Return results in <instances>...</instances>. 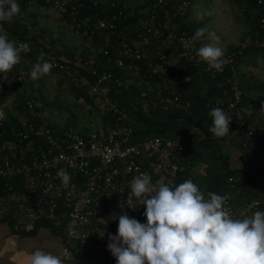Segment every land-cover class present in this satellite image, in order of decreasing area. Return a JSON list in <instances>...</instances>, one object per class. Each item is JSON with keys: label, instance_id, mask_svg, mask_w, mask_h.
<instances>
[{"label": "built area", "instance_id": "1", "mask_svg": "<svg viewBox=\"0 0 264 264\" xmlns=\"http://www.w3.org/2000/svg\"><path fill=\"white\" fill-rule=\"evenodd\" d=\"M46 1L60 13L67 11V6L61 0ZM259 4L263 5L264 0H259ZM190 5L189 0H174L168 8L164 0H158L151 9V21L142 18L141 26L136 28L135 33L120 30V24L116 20H100L96 29H90V38L95 37L98 32L101 36L106 33L120 34L122 40L117 56H112L104 44H99L97 48L109 62L114 61L121 68L127 66L125 59H128L131 67L139 68V63L146 64L149 73L168 71L171 66L168 62V48L179 44L184 48L183 53L187 59L204 64L211 73L225 76L228 68L233 69V78H228L231 82L229 98L216 99L212 104V108H222L232 119L229 134L220 138L237 135L252 141L258 140V126L237 114L243 101L242 90L235 74L240 52L225 54L221 70L210 68L197 55V50L201 47L199 39L193 40V36L179 31L177 25L166 27L172 21L171 18L165 22L157 21L161 10L167 14L174 10V15H185ZM74 13L75 10L72 14ZM122 15L123 11H120L119 16ZM75 19L76 17L73 18L74 21ZM260 22L261 28L264 29V14H261ZM82 23L81 21L78 25ZM5 33L17 45L26 43L0 22V34ZM252 45L264 53V35ZM30 52V47L29 51L21 52L20 62L11 72L0 73L1 89L5 86L21 88L29 82L30 65L40 57L27 56ZM43 59L52 62L55 65L53 68L57 70L80 75L85 84L89 83V79L81 74L80 69L97 76V83L92 85V91L101 96L100 101L112 110L122 125L110 128L105 133L102 123L98 128H94L92 123V133L85 136L74 128L56 126L49 112L43 109L42 103L35 97L29 96L23 108H19L20 102L16 93L1 99L0 101H6V98L16 95L13 97L16 102L13 108L15 112L11 113L9 119L4 116L5 111L0 112V218L4 219L8 214H13L26 230L33 229L35 225L27 224L28 221L36 223L40 220L63 228L65 235L60 256L65 264L80 261L78 254L106 259L110 264H116L115 257L107 247L109 235L116 234V228L103 217L106 204H114V199L118 198L120 204L127 206L130 181L140 173L150 174L153 182L154 177L160 176L161 180L174 184L185 179L193 180V171L177 160V155L183 150V144L175 139L154 135L137 143L132 141L133 122L129 109L112 100L102 87L107 79H112L110 72L100 74L89 61L82 59L77 62L61 61L51 55H44ZM75 66L79 68L72 71ZM173 97L175 101L180 100L178 95L174 94ZM247 106L255 109L251 103ZM255 110L264 122V107ZM17 113L20 116L18 121L11 122L12 125L6 127L11 121V116ZM44 146L47 149H44ZM61 168L71 175L68 187H64L57 176V171ZM235 180L234 176L229 177L230 182ZM227 196V207L237 216L251 215L264 204V198L257 197L247 203L240 212L233 205L231 197ZM134 202L138 210H145L140 202Z\"/></svg>", "mask_w": 264, "mask_h": 264}, {"label": "crops", "instance_id": "2", "mask_svg": "<svg viewBox=\"0 0 264 264\" xmlns=\"http://www.w3.org/2000/svg\"><path fill=\"white\" fill-rule=\"evenodd\" d=\"M17 3L20 6L18 16L10 23H2L26 41L31 56L43 53L70 62H77L85 56L97 60V45L76 32L74 26L54 8L53 12L48 11L50 7L39 4L37 0H30L26 8L19 0ZM41 6V14L46 19L57 28L68 30L65 38L60 31L62 36L59 39L55 38L56 35L48 38L33 23L31 29L28 28L29 24L24 20L28 21L36 13L33 10L37 11ZM168 62L171 65L168 71L149 73L147 68L149 76L144 77L138 67L130 66L133 76L123 81H105L115 87L119 100L114 101L129 109L133 122L132 141L137 143L159 135L182 143L183 150L177 155V160L192 169L193 181L205 193L212 191L229 195L235 208L241 212L252 199L264 198V122L255 109L241 104L237 114L258 126V140L237 135L215 137L209 131L212 118L208 113L216 99L230 96L231 88L224 83V76L211 73L204 64L187 59L178 45L168 48ZM1 88L0 100L14 90L9 86ZM172 92L180 97L179 101L168 98L174 96ZM230 176L236 180L230 182ZM158 179L161 177H154L155 181ZM30 223L35 224L27 222ZM36 248L61 255L63 237L47 227H41L34 235H21L14 233L7 223L0 222V264H29ZM75 264L84 263L77 260Z\"/></svg>", "mask_w": 264, "mask_h": 264}, {"label": "clouds", "instance_id": "3", "mask_svg": "<svg viewBox=\"0 0 264 264\" xmlns=\"http://www.w3.org/2000/svg\"><path fill=\"white\" fill-rule=\"evenodd\" d=\"M19 13L17 0H0V21L10 23ZM206 32L198 28L193 40ZM209 35L211 42L201 46L197 55L210 68L221 70L225 50L218 36ZM22 51H29L27 43L17 45L6 33L0 34V73L11 72ZM43 57L41 53L32 67L34 80L55 67ZM208 115L212 118L209 131L215 137L229 134L232 119L222 108L214 107ZM57 176L64 187L69 186L71 175L66 169H58ZM134 201L145 207L146 222L121 211L117 232L109 235L107 245L116 264H264V211L237 216L227 207V195L205 193L192 179L179 184L153 182L148 173L131 179L127 206L133 211ZM29 264L65 262L60 255L36 248Z\"/></svg>", "mask_w": 264, "mask_h": 264}, {"label": "trees", "instance_id": "4", "mask_svg": "<svg viewBox=\"0 0 264 264\" xmlns=\"http://www.w3.org/2000/svg\"><path fill=\"white\" fill-rule=\"evenodd\" d=\"M30 0H19V3L22 7L26 8L28 6ZM39 1V4L46 5L48 7H51V4H49L46 0H37ZM65 3L67 6V11L64 13H60L62 15V18L66 20L68 23H71L74 26V30L76 32H80L83 37L90 38V29L95 28L98 25V22L100 20H116L120 24V30L123 32H130L131 34L136 32V28L141 26V19L144 18L146 21H151V9L153 7V4L157 2L158 0H61ZM190 1V0H189ZM233 2H236L242 9V15H243V21L247 26V32L245 34L247 40V43H244L246 45L240 44L239 46H231L227 50H225V54H230L231 52H240L237 56V69L235 71L236 77L239 80V84L242 90L243 95V101L242 105H247L249 103L253 104L255 109H258L259 107H264V80L263 78H260L258 75H254L251 72L244 71L241 68L249 66V64L256 62L258 60L259 56H262L264 58V53L258 50L252 43L258 39L262 38L264 35V29L261 28V14H264V4L260 5L259 0H231ZM174 0H164V4L166 7L169 8L170 4H172ZM191 2V1H190ZM190 7L186 9L185 15L183 14H177L174 15V10H170L167 14L165 11L161 10L159 13V17L157 18V21H163L165 22L166 19L171 18L172 21L166 25V27H173L177 25V29L179 31H185L188 35L194 36L195 31L198 28H204V23L194 24L193 21H187L185 19V16L190 11ZM73 10H75V13L72 14ZM123 11V15L120 17L119 12ZM76 17L75 21L73 18ZM115 17V18H114ZM118 18V19H116ZM83 22L78 25V23ZM2 23V21H0ZM3 24V23H2ZM4 25V24H3ZM6 29H8L13 35H16L12 29L8 25H4ZM201 37L200 39H202ZM93 44L98 45L104 44L108 49L110 50L112 56H117L120 49V42L122 40V37L120 34H110L106 33L103 36L100 35V32L93 37L90 38ZM178 45L180 49L183 51L184 48ZM29 57L31 56V53L26 54ZM55 57V56H54ZM84 61H89L90 65L97 69L100 74L103 72H110L112 75V79L116 80H125L131 76H133V73L130 69V63L128 59L126 60L127 66L125 68L118 67L117 64L114 61L109 62L107 57L104 56L102 53H98L97 60H92L90 57L85 56V58H82ZM61 61H65L61 59ZM139 69L140 72L143 73L144 77L149 76L146 73V69L148 66L143 63H139ZM79 67L75 66L73 67L74 71L75 69H78ZM55 73L61 74V83L64 82L67 79L70 80L68 90L75 96L76 100H81L83 104V113H85L83 116L86 118V120L89 122V126L82 125L79 127L80 116L76 114L72 110H68L69 114L68 117H72L74 119V122L67 123L65 125L66 128H76V130L80 133H82L85 136H89L93 131L92 123L94 118H100L101 122H103V130L105 133L108 132L110 128H114L117 126L122 125L117 118L116 115L112 112V110L109 109V107L102 103L101 96L97 94L96 92L92 91V85H95L97 83V76H94L92 73H88L84 69H80L81 74L86 75L89 79V83L85 84L81 80V76L72 72L71 74L64 73L60 70H57L55 68L52 69ZM233 69L228 68L226 71V75L224 76V83L231 88V82L228 80V78H233ZM221 75V74H220ZM235 78V75H234ZM29 83V82H28ZM26 84L21 89H16L13 93L17 94V100L20 102L19 108H23L24 103L26 99L29 97L27 96L29 91V84ZM103 89L106 92V94L112 99V100H119L118 96L115 92V87L113 85H110L108 83L103 84ZM109 89V90H108ZM66 90V89H65ZM8 90L5 91L7 93ZM40 94V93H39ZM31 97V96H30ZM32 97H35L32 95ZM168 97V96H167ZM2 98H5L2 96ZM37 100H42L41 103L43 105V109L47 110L50 114V117H56L59 112L57 111L61 106L60 100H55L54 102H50L48 99H46L42 93L39 95V97H35ZM60 99V95L57 97ZM173 100V96L168 97ZM87 114V115H86ZM82 116V118H83ZM19 114H13L11 116V121L6 124V127H10L12 123H16L19 118ZM53 119V118H52ZM54 121V119H53ZM12 122V123H11ZM55 125L60 127L63 125H59L54 121ZM44 149H47L46 146H44ZM173 180H171L172 182ZM174 184H179V181H176ZM114 204L117 206L120 204L118 198L114 199ZM108 205V204H106ZM110 205V203H109ZM123 206L121 204V207L118 208V211L121 213V211L127 210V207ZM130 211L127 212L130 217H134L138 219L140 222H146V217L143 215V212L145 210H138L136 209L133 211L132 209H129ZM260 211H264V204L261 206ZM113 212V211H110ZM0 222L7 223L11 230L14 233L21 234V235H34L36 234L41 227H47L53 231L54 234H57L61 237H64V229L59 228L51 224L47 221H37L34 225V228L32 230H26L22 228L21 224L19 223L18 219L13 217V214H8V216L4 219L0 218ZM116 228V227H115ZM117 232V228H116ZM80 261H82L84 264H98L96 262L97 258L95 257H89L87 255H77ZM106 260V259H105ZM104 264H110L108 260L104 262Z\"/></svg>", "mask_w": 264, "mask_h": 264}, {"label": "rangeland", "instance_id": "5", "mask_svg": "<svg viewBox=\"0 0 264 264\" xmlns=\"http://www.w3.org/2000/svg\"><path fill=\"white\" fill-rule=\"evenodd\" d=\"M190 1V11L185 16V19L188 22L193 21L194 24L204 23V28L207 29L205 36L202 39L199 38L200 46H203L205 43L211 42L209 33H214L220 38V46H222L224 50H227L231 46L236 47L240 44L244 45V43H247V38L245 36L247 32V26L243 21L242 9L236 2H233L231 0ZM33 11L36 13L33 16H30L28 21L24 20L29 24V29H31V25L33 23L34 26L48 38H50L51 36L55 37L56 35L55 38L59 39L62 36L60 32H63V38H65L66 32L68 30L63 27L57 28L51 23V20L46 19L44 15L41 14L43 12L42 6L37 11ZM48 11L53 12V8L50 7ZM75 41L76 40H74V42ZM37 62H33L30 65V73L33 64ZM241 69L251 72L254 75H258L264 80V58L262 56H259L256 62L249 64V66L242 67ZM61 79V74L55 73L53 70H51L50 74L44 75L35 80L32 79L30 75V87L27 96L34 95L35 97H39V95L42 93V95L50 102L60 100L61 107L57 110L59 114L56 117H52L54 121H56V123H58L59 125L65 126L67 125V123L74 122V119L72 117H68V110H72L79 116L81 115V122L78 124L79 127H81L82 125L89 126V122L83 116L85 113H83L84 109L82 101L76 100L75 96L68 90L70 80L66 78V80L61 83ZM21 88H23V86ZM21 88H14L13 92L16 89L19 90ZM58 95H60V99L57 98ZM15 96L16 95L13 94L12 96L6 98V101H0V112L5 111L4 116H6V119H9L11 113L15 112V110H13L16 103L13 100V97ZM38 101L41 102L42 100ZM91 121H93L94 128H98L97 126L100 125V123H103L101 122L100 118H94ZM119 207H121V204H119L118 206L116 204H108L105 212L103 213V217L107 218L109 220V223H113L112 226H115L116 228L118 227V216L120 214V212L118 211ZM129 209L130 208H127L125 212H129ZM105 261L106 260L102 258L96 260L98 264H104Z\"/></svg>", "mask_w": 264, "mask_h": 264}]
</instances>
